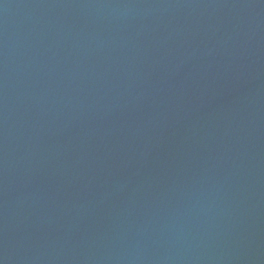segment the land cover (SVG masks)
<instances>
[{"label":"water","instance_id":"1","mask_svg":"<svg viewBox=\"0 0 264 264\" xmlns=\"http://www.w3.org/2000/svg\"><path fill=\"white\" fill-rule=\"evenodd\" d=\"M0 264H264V0H0Z\"/></svg>","mask_w":264,"mask_h":264}]
</instances>
